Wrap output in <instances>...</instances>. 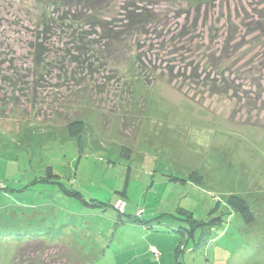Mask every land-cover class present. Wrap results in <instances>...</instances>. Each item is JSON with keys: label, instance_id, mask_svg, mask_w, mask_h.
Returning a JSON list of instances; mask_svg holds the SVG:
<instances>
[{"label": "rangeland", "instance_id": "obj_1", "mask_svg": "<svg viewBox=\"0 0 264 264\" xmlns=\"http://www.w3.org/2000/svg\"><path fill=\"white\" fill-rule=\"evenodd\" d=\"M52 1L0 0V264L33 236L65 264H264V0H205L189 20L187 0L142 1L190 44L153 23L77 62L70 36L90 27Z\"/></svg>", "mask_w": 264, "mask_h": 264}, {"label": "trees", "instance_id": "obj_2", "mask_svg": "<svg viewBox=\"0 0 264 264\" xmlns=\"http://www.w3.org/2000/svg\"><path fill=\"white\" fill-rule=\"evenodd\" d=\"M114 1L115 0H54L52 1L53 11L54 12L56 11L57 13H59L58 16L56 17L57 19L67 20L69 23L68 26H72V21L70 19L74 21H79V22L84 20L85 22L84 24L90 27L88 30H82L79 32L75 28L72 35L71 36L69 35L71 38L70 43L74 42L75 44L76 43L75 40H77L78 42L74 46V51H76L77 53V56L73 57L74 58L73 60L75 62L79 60V56H83V57L87 56V53L89 52L91 48V45L95 44V45H98L99 47H104L106 44V46H108L110 42L112 43L113 41H118L119 38L126 36V34H129V33L132 34L134 31L140 32L139 27L144 28L145 26L153 24V23H156V24L158 23V25H160L161 27V30L159 29L157 34H155V36L159 39L160 38L163 39L165 36H169L170 41L174 42V44H177V42L175 41H184V39H189V44L192 41V37L189 36L190 33H188V30L186 29L185 23L181 25L180 29L177 32L172 31L176 28L174 27L171 30L170 26L165 30L164 26L161 23L162 20L158 18L156 14L150 13L149 10H147L145 7L146 5L152 3L154 0L152 1L151 0H123L122 6H121V9H122L121 17L112 18L108 21L99 20V17L97 16L96 13L104 9L106 10ZM142 1H144L145 6L140 5ZM204 2L206 1L205 0H187V7L185 11H182L180 13L178 10L176 14L178 15V17H180L181 15H184L185 19L189 20L192 10L195 11V13H199L201 9L200 6L202 4H205ZM73 9H75V11L80 10V14L79 15L74 14L75 12L71 14V11ZM63 11H64V16H66V18L63 17L60 13ZM203 13L204 14H202L201 16H199L198 14L197 17L193 19V24H195V26L198 23L197 22L198 17L202 20L201 21L202 23L206 22L205 20L208 17L209 10L205 9ZM44 19L47 20V18L45 17ZM52 22L56 25V19H54ZM45 28H46L45 31L47 32L49 30L48 29L49 27H47V24H45ZM169 29L171 32L169 31ZM37 33H38L37 36L44 35L39 32ZM76 35L78 37H76ZM90 37L91 39H89ZM93 37H96L97 39L95 38L92 39ZM43 39L44 40L47 39L45 35ZM103 41L104 43L102 44ZM174 44L172 45V47L176 48L175 52L180 51V53H182L183 50L184 51L190 50L188 48L186 49V47L181 46V45L180 47H176L174 46ZM236 45L234 47L235 51L240 50L242 46L240 47L238 44ZM226 46L227 45H225V48ZM33 48L35 50V53H34L35 60L39 62L40 57H41L40 55L43 53V50L45 49L43 47L42 41L37 44H34ZM196 48H202V46L198 45V47ZM205 49H208V48L205 47ZM39 50H41V52H39ZM66 52L67 54L70 53L69 50H67ZM207 52H209V50H207ZM145 58H146L145 54H138V57L136 58V62L139 63V66L140 65L143 66L142 59H145ZM205 58L206 60H210V62H214L216 60L215 55L212 53L210 55L206 54ZM183 59H185V57L181 58V60ZM214 64H212V66H215V68L217 69V73L219 71L221 73V77H223L224 71H226V69H224L225 67H219L218 65H214ZM186 66L187 67L190 66V70L192 71L195 70V68H197L196 65L192 66L191 60L186 63ZM170 68L172 69V67ZM170 71L172 72V70ZM170 81L174 82L173 76L171 77ZM220 83L224 84L225 86L229 88L233 87L232 82H227L226 79L225 81L221 79ZM79 124H81V121L74 125L79 126ZM71 127L72 125L68 126L70 130V134L72 136L75 134L77 135L81 133L82 127L80 129L79 128L76 129L73 133H71ZM117 201L124 202V200L122 199L116 200V202ZM228 202L234 208L237 209V211L241 214V216L244 218V220L247 223L252 222L253 219H252V215L249 210V207L246 205V203L243 200L235 196H231ZM125 209H126V203H125L124 212L122 214L125 213ZM150 246H149V249H150ZM66 255H67V249L63 245H59L57 243H52V242H47L39 236H33L25 240L24 243L18 247L15 253V256L13 258L12 264H51V263L65 264V261L67 260ZM153 255L155 258L158 257V256H155L154 253ZM62 261L63 263H60Z\"/></svg>", "mask_w": 264, "mask_h": 264}, {"label": "built area", "instance_id": "obj_3", "mask_svg": "<svg viewBox=\"0 0 264 264\" xmlns=\"http://www.w3.org/2000/svg\"><path fill=\"white\" fill-rule=\"evenodd\" d=\"M117 203H121V204H123L121 201H117L116 204H117ZM150 250L155 254V256H158V252H157V250H156L155 247L150 246Z\"/></svg>", "mask_w": 264, "mask_h": 264}]
</instances>
